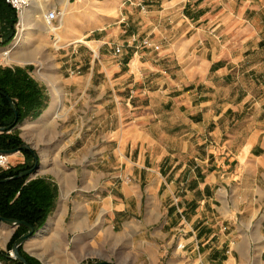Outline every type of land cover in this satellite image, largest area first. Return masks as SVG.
Listing matches in <instances>:
<instances>
[{"label": "crops", "instance_id": "obj_1", "mask_svg": "<svg viewBox=\"0 0 264 264\" xmlns=\"http://www.w3.org/2000/svg\"><path fill=\"white\" fill-rule=\"evenodd\" d=\"M256 1L263 7H255ZM79 2L55 0L51 6L60 10V3ZM156 2V11L135 13L130 19L137 22L131 33L150 37L159 50L138 47L130 36L119 39L116 30L103 33L105 26L90 33L98 35L100 49L110 52L115 45L124 46L118 59L104 58L103 70L117 76L114 85L120 88L114 89L115 95L125 92L127 102L130 92H136L125 106L127 117L136 122L114 132L131 145L128 199L119 206L115 195L106 198L112 229L102 234L97 214L93 216L95 201L85 192L78 193L72 214L64 215L57 202V207L48 204L44 230L62 221L68 249L64 237L53 234L41 243L47 250L44 258L56 264H264V0ZM39 3L33 0V8H42ZM165 35L169 40L164 44ZM73 46L63 56L79 51V45ZM23 63H42L19 62V78L10 88L13 95L7 93L15 103L23 96L18 106L28 122L25 127L45 134L57 120L61 133L68 134L70 115L58 110L57 84L33 72L30 78ZM63 65L65 71L74 68L68 59ZM82 82L83 76L65 82L67 99L68 87L79 88ZM19 85L25 89L16 88ZM82 93L78 100L89 97ZM80 118L78 114L77 121ZM83 124L78 122L81 131ZM11 157L25 159L20 151ZM73 183L72 177H65L64 197ZM124 210L129 216L123 230L126 240L118 244L114 222ZM1 226L0 244L6 245L15 228L0 220ZM41 235L38 231L25 242L30 243L26 251L31 257L41 259L33 252ZM179 242L185 244L183 250L177 249ZM102 246L109 258H97Z\"/></svg>", "mask_w": 264, "mask_h": 264}, {"label": "rangeland", "instance_id": "obj_2", "mask_svg": "<svg viewBox=\"0 0 264 264\" xmlns=\"http://www.w3.org/2000/svg\"><path fill=\"white\" fill-rule=\"evenodd\" d=\"M107 1L100 0L93 2L91 0H80L79 3L71 6L60 3L59 7L62 15L56 27L50 28L44 20V15L47 11L56 9L55 6H51V3L55 4V0H40L39 6L42 5V8L38 7V9H35L34 6V10L38 12L37 24L31 28L33 39L32 42L30 41L31 46L26 49L16 43L20 33V18L15 22V36L6 45H3V41L9 39L10 35L5 27L8 26L6 23L10 22L8 20H0V35L2 36L0 39V50L11 48L15 57L18 58H21L20 56L23 53L26 56L27 51H30L29 53L33 52V55H30L33 58L31 62H40L42 64L23 63L22 65L28 66L25 70L28 71L29 77H32L33 72L38 77L47 76L52 78L60 91V97L58 98L61 99V106H59L58 110L61 113L64 112V114L70 115L68 123L70 130L68 134L61 133L60 125L55 120V127L45 131V134L38 135V132L34 131V129L25 127L28 122L24 120V117L19 118L17 105L20 102V98L16 102L17 105L14 101L17 110L16 114L14 108L0 95V115L10 109V113L6 114L12 122V124L9 121L6 122L10 124L8 125L11 126L10 129L21 125L19 130L5 133L18 138L22 142V145L27 144L31 148V150L20 151L25 156L23 162L14 161L11 154L8 153L10 155L11 167L9 170H0V176L33 170L32 174L21 177V181L18 184L31 189L30 193H33L35 202L37 201L42 205L54 204L56 207L59 203L62 207L60 210L65 212L64 215L68 211L69 214L75 211V208L79 204L77 202L78 193L85 192L88 200L95 201L93 216L95 217L97 214L99 220L98 228L101 234L105 230L112 229L109 225L108 209L104 201L111 193L117 197L116 201L119 206H122L121 204H124L128 199L125 197V192L132 184L128 172V164L130 163V155L132 153L131 145L129 144L130 146H128L124 138L114 132L119 127L122 130L127 129L131 122V124L136 122L135 119H131L125 114V106L127 102H131L136 92L133 90L130 92L127 102L125 101V92L117 91V95H115L114 89L118 90L120 88L118 85H114L117 76L113 77L110 72L107 73L103 70L102 61L108 60H104L108 55H110L112 60H116L120 56L114 54V48L110 49V52L105 47L100 49L102 43L99 41L98 35L90 33L97 27L102 28L105 26L106 30L103 33H115L117 31L119 33L117 38L121 39L130 36L132 44L144 47L142 44L143 40L150 39V37H141L138 32L131 33L136 28L137 22H133L130 17H135V13H148L158 9L156 0H116L114 10L117 15L115 19H112L113 12L107 10L108 8L105 9ZM257 5H260L261 8L263 7L262 2L258 4V1H256L254 6L257 7ZM134 10L135 12H132ZM108 14L110 17H108ZM169 24H172V21H169ZM162 40L165 44L169 40V37L165 35L162 37ZM80 41H86L87 43ZM71 43H73V47L79 45V51L74 54L69 53L67 57L63 56L68 50L71 51ZM116 46L119 45H115L114 47ZM65 59L73 63L74 68L71 71H65L63 65ZM18 66L19 63L16 62L12 64H0V75L5 73L11 74V72L15 75L19 73L18 68L20 67ZM81 76H83L84 82L81 83L79 88L76 85L68 87L71 95L67 99L64 92L65 82H70ZM79 89H81V92H78ZM83 91L89 97L85 98V100L84 98L78 100V96H81ZM52 95L53 93L50 98H52ZM98 109H100L99 116L96 114V110ZM83 110L85 113H82ZM78 114L81 115V118L77 121ZM82 121L84 123L83 131L78 126V122ZM23 122L26 124L24 125ZM40 139L44 140L41 141ZM66 176L72 177L74 183L68 196L64 197L63 184ZM60 210L57 214L60 213ZM128 217V213L125 210L118 212L116 221L114 222L117 230L114 241H117L118 244H125L126 239L123 235V230L128 224L126 223ZM45 223L37 230L42 232V235L35 240L36 243L39 242L40 244L33 250L41 259L31 257L27 253L26 250L30 249L29 242L20 247V254L29 264H56L54 261L44 258L47 250L45 244H41L53 234L60 235L61 239L63 236L66 242V249H68L65 224L60 221L54 228L45 231ZM2 227H0V230H2ZM13 227L15 231L8 243L6 245L0 244L1 264H24L14 252V245L18 239L13 245L12 242L16 234L26 235L27 233H24L27 229L23 226ZM12 252L15 257L11 256L10 253ZM124 252L125 250H120L119 254L122 255ZM96 256L98 259L110 257L104 246L100 248ZM88 263L91 262L84 260L79 264Z\"/></svg>", "mask_w": 264, "mask_h": 264}, {"label": "trees", "instance_id": "obj_3", "mask_svg": "<svg viewBox=\"0 0 264 264\" xmlns=\"http://www.w3.org/2000/svg\"><path fill=\"white\" fill-rule=\"evenodd\" d=\"M0 20H8L10 22V23H6L8 24V26L5 27L7 31H9V35H10L9 39H5V41H3V45H6L15 36L16 33L15 22L18 20V16L16 11L11 7V5L6 3L5 0H0ZM1 38L2 36L0 35V39ZM11 74L5 73L2 76L0 75V77L2 78V80H0V90L5 91L6 93L12 96L13 94L10 92V88H12L13 86V80L18 79L19 75H17L16 73L15 75L12 74L13 75L12 76ZM16 88L25 89L23 85L16 86ZM20 99L23 100V96H21ZM17 108H18L19 118H21L22 115H21L20 107L18 105ZM11 110L14 112L12 108ZM9 111H5L6 113L4 114L1 113L0 120L7 118L6 122H8L9 120V123H12L11 120L8 119V115H6L10 113ZM6 122L4 121L0 122V126L8 125L9 123ZM21 145L22 142L18 138L13 137L11 135H7L6 133L0 134V151L7 152L14 149H19ZM19 173L20 172H17L15 174H7L4 176H0V180L16 176ZM20 181L21 179H16L5 183H0V214L4 218H15L18 220L26 221L32 224L34 228L38 230L45 223L48 217V212H47L48 204L42 205L37 201L35 202V200H32V198L29 196V195H33V193H30L31 189L29 187L28 188L23 187L22 185L18 184ZM14 185L16 186L13 188ZM17 194L19 195L16 198ZM21 236L22 234H18V235L16 234L13 239L12 245Z\"/></svg>", "mask_w": 264, "mask_h": 264}, {"label": "bare ground", "instance_id": "obj_4", "mask_svg": "<svg viewBox=\"0 0 264 264\" xmlns=\"http://www.w3.org/2000/svg\"><path fill=\"white\" fill-rule=\"evenodd\" d=\"M115 4H116V0L112 1V3H107L105 6V9L108 8L107 10L113 12V18L112 19H115L116 15H117L116 11L114 10ZM37 13L38 12L35 11L33 8V0H32L31 6L28 9H26L22 14L20 33H19L18 39L16 41V43L24 49L31 46V42L33 39L31 28H33L37 24ZM74 39H76V38H74ZM27 52L28 53L25 52L26 56L18 58V57H15L14 52L11 50V48L2 49V50H0V64H3V63L12 64L15 62L19 63V62H29V61L31 62V61H33L32 60L33 58L30 57V55L31 56L33 55V52H31V53H29L30 51H27Z\"/></svg>", "mask_w": 264, "mask_h": 264}, {"label": "built area", "instance_id": "obj_5", "mask_svg": "<svg viewBox=\"0 0 264 264\" xmlns=\"http://www.w3.org/2000/svg\"><path fill=\"white\" fill-rule=\"evenodd\" d=\"M6 3L11 5V7L16 11L18 18L22 17L23 12L31 6L32 0H5ZM62 13L58 9H51L47 11L44 15V20L49 27H56V24L61 17ZM143 46L147 48H151L154 50H159L160 45L154 44L151 39H144ZM123 52V46L119 45L114 47V54L120 56ZM11 165L10 155L7 152L0 151V170H9ZM185 244L179 242L177 244L178 250H183L185 248ZM12 257H15L14 253H10ZM1 264V263H0ZM178 264H186L185 262H179Z\"/></svg>", "mask_w": 264, "mask_h": 264}, {"label": "water", "instance_id": "obj_6", "mask_svg": "<svg viewBox=\"0 0 264 264\" xmlns=\"http://www.w3.org/2000/svg\"><path fill=\"white\" fill-rule=\"evenodd\" d=\"M0 93L4 96H6L8 99H9V102L11 104V106L14 108V110L16 111V114H17V110L15 108V103L13 101V99L11 97H9V95L7 93H5L4 91H1L0 90ZM18 116V115H17ZM18 119V118H17ZM16 119V120H17ZM11 128V126H8V127H0V130L1 131H5V130H9ZM21 150H31L30 146H28L27 144H23L19 149H14V150H11V151H7V153L9 154H12V153H15V152H18V151H21ZM5 152V151H4ZM33 173V170H29V171H25V172H22L20 173L19 175L17 176H14V177H9V178H6V179H3V180H0V183H5V182H9L11 180H14V179H18L20 177H24V176H27L29 174H32ZM0 220L5 222V223H8L12 226H26L28 228V233L22 237H20L15 245H14V252L16 254V256L24 263V264H29V262L20 254L19 250H20V247L25 244V242L32 236H34L38 231L34 228V226L26 221H22V220H18V219H15V218H4L1 216L0 214ZM106 262H102V263H97V264H104ZM89 264V263H88Z\"/></svg>", "mask_w": 264, "mask_h": 264}]
</instances>
